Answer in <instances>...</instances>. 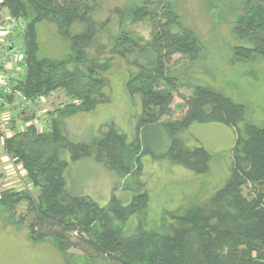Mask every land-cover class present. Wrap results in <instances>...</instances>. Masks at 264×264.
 I'll return each instance as SVG.
<instances>
[{"label":"trees","instance_id":"trees-1","mask_svg":"<svg viewBox=\"0 0 264 264\" xmlns=\"http://www.w3.org/2000/svg\"><path fill=\"white\" fill-rule=\"evenodd\" d=\"M174 3L144 0L112 11L121 30L111 54L121 59L136 55L142 61L134 60L138 71L128 83L131 91L140 95L141 105L132 142L112 128L91 144L67 142L55 121L48 134H37L28 127L5 141L4 151L17 158L31 185L39 189L37 198L27 199L37 213L31 232L38 239H53L63 253L77 247L85 255L101 257L104 264H264V127L246 123L241 131L242 106L202 86L194 87L189 97L179 96L181 117L170 119L173 92L177 90L169 68L172 58L178 55L192 63L203 52L195 34L181 24ZM95 7L94 0H0V8L6 9L9 18L20 20L25 27L21 31L24 73L14 79L9 95L0 93V108L13 106L15 94L34 100L59 88L85 104L86 110L100 103L94 89L102 80L96 77L109 69V61L100 64L88 58L98 33L92 16ZM141 21L151 26V39L145 44L141 37L122 29L125 24ZM43 22L53 24L68 41V61L82 64L88 80L79 67L68 72L66 61L37 56V25ZM232 33L249 45L234 49L237 59L264 58V0H244L243 14L235 21ZM208 123L234 130L229 178L205 205L188 210L166 233L146 231L140 222L136 228H128L130 218L145 209V194L128 206L101 207L87 196L65 193L63 175L68 163L62 159L63 151L72 162L93 158L121 176L129 175L132 161L141 155L170 160L205 175L209 152L203 147L185 150L179 135L193 124ZM148 132L159 133L160 138L164 133L166 139L159 138L151 145L146 140ZM244 188L248 189L246 195ZM73 234L76 243L71 239Z\"/></svg>","mask_w":264,"mask_h":264},{"label":"rangeland","instance_id":"rangeland-1","mask_svg":"<svg viewBox=\"0 0 264 264\" xmlns=\"http://www.w3.org/2000/svg\"><path fill=\"white\" fill-rule=\"evenodd\" d=\"M143 1L94 0L96 7L92 16L98 25V33L88 50V58L97 59L100 64L109 61V69L96 77L102 80L94 89V97L100 103L86 110L85 104L73 99L65 89L54 90L40 97L46 119L44 130L37 134L50 133L52 121H55L61 137L75 144H91L111 128L125 135L128 143L134 140L136 123L141 114L140 95L131 91L128 83L138 71L133 65L134 60L139 64L142 61L136 55L121 59L111 54L114 39L121 30L112 11ZM174 2L181 24L195 34L203 52L200 59L192 63L178 55L172 58L169 68L171 76L176 78L177 90L173 92L170 119L181 117L177 109V105L181 104L179 96L189 97L194 87L202 86L242 106L238 122L241 131L246 123L264 127V58L253 56L243 60L234 55L236 47H249L232 33L235 21L243 14L244 0ZM11 20L6 9L0 8V61L4 57L2 44H9L17 52L24 50L21 31L5 33ZM122 29L141 37L142 44L151 39L148 21L128 23ZM37 39L39 58L64 60L68 72L79 67L83 78L88 80L82 64L68 61V41L57 33L53 24H38ZM0 70L2 77L7 75L8 78L3 84L10 89L14 79L24 73L23 68L19 70L12 60L6 65L1 64ZM12 72L16 75L13 78L10 76ZM14 98L20 100L23 97L15 94ZM30 118L31 111L20 114L16 106L0 108V264H104L101 257L85 255L77 247L63 253L53 239H38L32 234L37 213L27 199L37 198L39 189L31 185L17 158L4 151L6 140L28 130L26 122ZM159 138V133L146 134V140L151 145ZM160 139H166L164 133ZM179 139L185 150L203 147L209 152V169L205 175H197L170 160H153L150 156L141 155L138 161H132L129 175L121 176L108 171L93 158L72 162L70 155L63 151L62 159L68 163L63 175L65 193L68 196H87L101 207H112L114 204L128 206L135 197L145 194V209L130 218L128 228L134 229L140 222L146 231L166 233L170 226L177 223V218L196 206L205 205L227 181L236 136L232 128L208 123L191 125L179 135ZM247 193L248 189L244 188L243 194ZM4 195L9 197L3 200L5 205L2 204ZM71 239L77 242L75 234L71 235Z\"/></svg>","mask_w":264,"mask_h":264},{"label":"built area","instance_id":"built-area-1","mask_svg":"<svg viewBox=\"0 0 264 264\" xmlns=\"http://www.w3.org/2000/svg\"><path fill=\"white\" fill-rule=\"evenodd\" d=\"M7 26H8L7 29H5L6 34H13L15 31L16 32L22 31L25 28L23 22H21L20 20H15V19H12L10 24H8ZM8 45L9 44H6V45L2 44L1 45L4 47L3 51L1 48V52L4 53V57L1 59L0 63L6 65L7 62L12 60L14 66H16V67L18 66L19 70H20V68L22 69L23 68V65H22L23 54L19 51L18 52L14 51L13 48L11 46H8ZM14 75L15 74L13 72L10 74V76L12 78L14 77ZM5 80H8L7 75L2 77V79L0 80V93H2V95H4V96L9 95L11 93V89L7 88L6 85L3 84V81L5 82ZM13 106H16L17 111L20 114L25 113L26 111H31V118L29 119L28 122H26V123H28L26 128L33 127L36 132H40L41 130H44L43 128L45 125V119H46L45 116L46 115L44 116L45 112L43 110V101L40 97L37 99H34V100H27L25 98H20V100H15ZM5 107H9V106L7 104H5L4 108ZM8 117H9V115H8ZM6 119L8 120V118H6ZM1 122H2V120L0 119V127H2Z\"/></svg>","mask_w":264,"mask_h":264},{"label":"crops","instance_id":"crops-1","mask_svg":"<svg viewBox=\"0 0 264 264\" xmlns=\"http://www.w3.org/2000/svg\"><path fill=\"white\" fill-rule=\"evenodd\" d=\"M1 71V70H0ZM1 76H0V80L2 79V74H0ZM7 115H9V114H7ZM17 115V114H16ZM9 117H10V115H9ZM13 117H15V116H13ZM11 119V118H10Z\"/></svg>","mask_w":264,"mask_h":264}]
</instances>
